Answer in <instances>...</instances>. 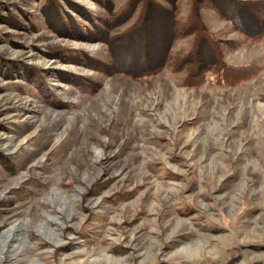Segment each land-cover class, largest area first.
<instances>
[{"label":"rangeland","instance_id":"rangeland-1","mask_svg":"<svg viewBox=\"0 0 264 264\" xmlns=\"http://www.w3.org/2000/svg\"><path fill=\"white\" fill-rule=\"evenodd\" d=\"M126 1L0 0V264H264V34L203 11L237 83L109 73Z\"/></svg>","mask_w":264,"mask_h":264},{"label":"trees","instance_id":"trees-1","mask_svg":"<svg viewBox=\"0 0 264 264\" xmlns=\"http://www.w3.org/2000/svg\"><path fill=\"white\" fill-rule=\"evenodd\" d=\"M70 8L86 16L76 6ZM205 9L214 11L247 38L256 40L264 34V0H190L185 17L180 16L179 0H127L119 11L110 12L91 27L90 34L109 51V62L101 69L141 77L168 67L183 74L184 86L201 84L209 72L230 84L255 75V65L234 66L224 61L223 48L232 43L210 32L203 18ZM58 11L53 12L58 15L53 28L65 25L79 30L72 17L59 7ZM186 37H192L189 49L173 52L175 42Z\"/></svg>","mask_w":264,"mask_h":264}]
</instances>
